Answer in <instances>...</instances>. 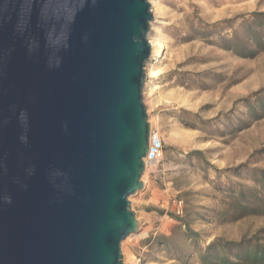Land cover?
<instances>
[{
	"label": "water",
	"instance_id": "1",
	"mask_svg": "<svg viewBox=\"0 0 264 264\" xmlns=\"http://www.w3.org/2000/svg\"><path fill=\"white\" fill-rule=\"evenodd\" d=\"M152 20L149 0H0V264H123Z\"/></svg>",
	"mask_w": 264,
	"mask_h": 264
},
{
	"label": "rangeland",
	"instance_id": "2",
	"mask_svg": "<svg viewBox=\"0 0 264 264\" xmlns=\"http://www.w3.org/2000/svg\"><path fill=\"white\" fill-rule=\"evenodd\" d=\"M155 1L147 37L164 48L143 103L162 158L128 197L140 229L122 261L205 264L218 239L236 260L247 251L233 243L264 245V0Z\"/></svg>",
	"mask_w": 264,
	"mask_h": 264
},
{
	"label": "trees",
	"instance_id": "3",
	"mask_svg": "<svg viewBox=\"0 0 264 264\" xmlns=\"http://www.w3.org/2000/svg\"><path fill=\"white\" fill-rule=\"evenodd\" d=\"M240 205L245 207L242 203ZM231 244L220 239L213 241L201 255V260L205 264H241L240 259L249 260L251 264H264V245L249 239L233 243L237 249L246 248L247 253L243 257L232 260L224 254V250L230 249Z\"/></svg>",
	"mask_w": 264,
	"mask_h": 264
},
{
	"label": "bare ground",
	"instance_id": "4",
	"mask_svg": "<svg viewBox=\"0 0 264 264\" xmlns=\"http://www.w3.org/2000/svg\"><path fill=\"white\" fill-rule=\"evenodd\" d=\"M149 1L152 3V10L154 11L156 9V5H157L156 1L155 0H149ZM149 42L151 44V59L146 65V69H145L146 79L151 78L153 76V74L155 73V71L150 66H151V64L157 63L160 61V59L163 56L162 52H163V48H164V45H163L161 39L158 37L150 39ZM148 84H149V81H148V83H146V87L149 86ZM149 121H150L149 149H148L147 155L144 158L145 161L151 157H154L156 155V152L158 151V149H157L158 148V143H157L158 139L156 137L157 133L155 131V124H154L153 120L150 119ZM155 142H156V144H155ZM144 176H145V174L142 177L143 181H144ZM134 235H135V233L130 234L126 238V240H129ZM140 235H144V234L142 233Z\"/></svg>",
	"mask_w": 264,
	"mask_h": 264
},
{
	"label": "built area",
	"instance_id": "5",
	"mask_svg": "<svg viewBox=\"0 0 264 264\" xmlns=\"http://www.w3.org/2000/svg\"><path fill=\"white\" fill-rule=\"evenodd\" d=\"M156 137H157V139H158V141H159V145H158V151L156 152V155L153 157V158H151L150 159V162H155V161H158L159 159H161L162 158V141H161V139H160V137H159V134H158V132H157V135H156ZM155 144H156V142H155ZM157 158V159H156ZM153 159H156V160H153ZM145 162V161H144ZM146 166V165H145ZM175 202V213L176 214H179L180 213V211H181V204H182V201H174Z\"/></svg>",
	"mask_w": 264,
	"mask_h": 264
}]
</instances>
